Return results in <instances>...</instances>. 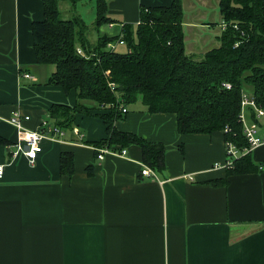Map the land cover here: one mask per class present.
<instances>
[{
    "label": "crops",
    "instance_id": "obj_1",
    "mask_svg": "<svg viewBox=\"0 0 264 264\" xmlns=\"http://www.w3.org/2000/svg\"><path fill=\"white\" fill-rule=\"evenodd\" d=\"M183 1L185 15L187 5L205 15L195 23L186 15L185 29L222 28L207 21L208 5L219 8L220 0ZM172 2L107 0L116 21L99 32L122 34L124 24L140 22L142 6ZM43 18L42 0H0V136L8 141L0 144V264H264V143L250 152L256 172L230 174L224 131L180 134L175 113H151L137 101L116 126L167 146L157 178L142 175L147 164L137 145L98 159L88 142L107 137V126L97 111L78 114L64 136L43 139L34 163L13 155V111L41 130L51 105L78 101L75 90L48 83L55 65L37 63L32 27ZM252 123L264 134V117ZM65 151L74 154L71 177L61 172Z\"/></svg>",
    "mask_w": 264,
    "mask_h": 264
},
{
    "label": "trees",
    "instance_id": "obj_2",
    "mask_svg": "<svg viewBox=\"0 0 264 264\" xmlns=\"http://www.w3.org/2000/svg\"><path fill=\"white\" fill-rule=\"evenodd\" d=\"M42 1L44 18L32 27L37 63L55 65L48 83L67 93L75 90L78 97L74 105H51L44 122L70 131L78 114L97 111L106 123L107 137L88 143L119 151L137 145L142 160L158 173L166 168L167 146L120 131L116 123L124 115L122 105L141 101L151 113H175L180 134L224 131L226 142L240 149L248 145L240 114L247 87L264 109V0H220L221 27L225 23L218 36L220 44L197 59L187 52L183 0L142 6L140 22L124 24L123 36L99 32L116 20L109 15L107 0H94L95 40L79 13L81 0ZM120 38L127 46L125 52L108 46ZM226 82L232 88L225 87ZM249 113L252 122L259 121L256 113ZM7 143L0 136V144ZM60 163L62 174L71 177L74 154L63 152ZM258 169L247 153L227 172L243 174Z\"/></svg>",
    "mask_w": 264,
    "mask_h": 264
},
{
    "label": "built area",
    "instance_id": "obj_3",
    "mask_svg": "<svg viewBox=\"0 0 264 264\" xmlns=\"http://www.w3.org/2000/svg\"><path fill=\"white\" fill-rule=\"evenodd\" d=\"M222 27H225V23L222 24ZM123 27H122V35L123 36ZM124 40L120 38L116 41H111L109 43V47L111 49H117V45H123ZM82 53V50H79ZM24 77L33 78L31 73L25 72L23 75ZM34 79V78H33ZM110 86L114 88L115 83L111 82ZM227 88H232V85L229 82L224 84ZM122 113L125 114L127 112V107L122 105ZM250 110L256 113V116L260 119L264 117V109L261 108L257 101L252 99L250 93L246 90L242 93V106H241V121L244 125V132L246 136V141L248 145L243 147V149L238 148L235 143L228 141L227 143V151L226 157L227 161L225 163L226 168L229 166H233L234 161L243 155L252 152L257 146L264 143V134H261L257 124L250 122ZM30 116L28 114L23 115L19 110H15L12 112V115L8 119V122L13 124L17 130V140L13 141L9 146L13 150V155L17 156L19 154L24 155L30 163H34L39 154L42 152V141L45 138L56 140L61 136H64L65 132L62 128L58 125H50L47 122L43 123L41 130L39 129H32L26 127L24 125L25 121L29 119ZM76 132H79L77 128H74ZM96 151H98V159H103L105 154L107 153H118L121 155H126L127 150L124 149L123 151L111 149L109 147H95ZM5 171V165L0 164V178L3 177ZM142 175H149L157 178V174L155 171L149 166L145 165L142 170Z\"/></svg>",
    "mask_w": 264,
    "mask_h": 264
},
{
    "label": "rangeland",
    "instance_id": "obj_4",
    "mask_svg": "<svg viewBox=\"0 0 264 264\" xmlns=\"http://www.w3.org/2000/svg\"><path fill=\"white\" fill-rule=\"evenodd\" d=\"M82 3L85 4V6L81 7V13L83 15V19H85L87 25H88V35L91 34L90 38L91 40H95L97 38V33L95 25H94V14H93V7L91 5L90 0H82ZM210 6V20L207 21H213V23L219 24L221 21V14H219V8L216 5L209 4ZM217 6V7H216ZM198 8V7H197ZM197 8H193L190 5H187V12L186 15L188 17V22L195 23L198 20L202 19L205 15L204 13L197 10ZM63 9V8H62ZM215 11V14H214ZM64 15H66L64 13ZM214 16V17H212ZM203 26V25H202ZM186 37L185 43L187 44V51L193 58H200L205 51L211 49L213 46L219 45L218 36L221 35L222 29L217 26L216 24H211L210 27H196V28H189L186 27ZM209 35L210 37H207ZM213 42H216L217 45H215ZM118 51L123 52L125 51V46H120L117 48ZM249 90L251 88L249 87ZM249 90H246L248 93Z\"/></svg>",
    "mask_w": 264,
    "mask_h": 264
}]
</instances>
